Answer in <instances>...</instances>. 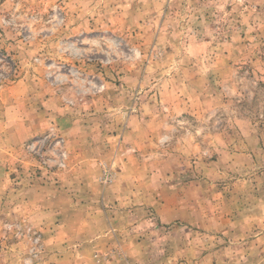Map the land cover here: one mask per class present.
Instances as JSON below:
<instances>
[{"label": "rangeland", "instance_id": "obj_1", "mask_svg": "<svg viewBox=\"0 0 264 264\" xmlns=\"http://www.w3.org/2000/svg\"><path fill=\"white\" fill-rule=\"evenodd\" d=\"M55 254L264 264V0H0V264Z\"/></svg>", "mask_w": 264, "mask_h": 264}, {"label": "crops", "instance_id": "obj_2", "mask_svg": "<svg viewBox=\"0 0 264 264\" xmlns=\"http://www.w3.org/2000/svg\"><path fill=\"white\" fill-rule=\"evenodd\" d=\"M106 225V224H105ZM108 227H109V229H110V232L109 233H111L112 232V230H114L113 232H115V233H117V227H116V225H115V222L114 221H110L109 222V225H108ZM72 238H74V237H71L70 239H72ZM69 239V240H70ZM79 240H81V238L78 236L77 237V239H76V241H79ZM89 242H92V239L89 241ZM88 242V244H91V243H89ZM76 246H79V244H77V245H75V247ZM90 246V245H89ZM60 257V258H59ZM53 258H55V262L57 263V264H65L64 263V258H61V255L60 254H55V256L53 257ZM92 262V261H91ZM102 263V262H101ZM91 264H95V263H91Z\"/></svg>", "mask_w": 264, "mask_h": 264}]
</instances>
